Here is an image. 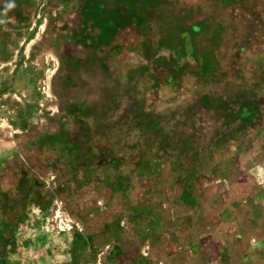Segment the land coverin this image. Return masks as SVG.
I'll return each mask as SVG.
<instances>
[{"label":"rangeland","instance_id":"374dc122","mask_svg":"<svg viewBox=\"0 0 264 264\" xmlns=\"http://www.w3.org/2000/svg\"><path fill=\"white\" fill-rule=\"evenodd\" d=\"M0 264H264V0H0Z\"/></svg>","mask_w":264,"mask_h":264}]
</instances>
